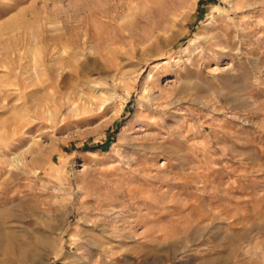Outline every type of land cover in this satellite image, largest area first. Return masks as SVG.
Wrapping results in <instances>:
<instances>
[{
	"label": "rangeland",
	"instance_id": "rangeland-1",
	"mask_svg": "<svg viewBox=\"0 0 264 264\" xmlns=\"http://www.w3.org/2000/svg\"><path fill=\"white\" fill-rule=\"evenodd\" d=\"M0 264H264V0H0Z\"/></svg>",
	"mask_w": 264,
	"mask_h": 264
},
{
	"label": "bare ground",
	"instance_id": "bare-ground-1",
	"mask_svg": "<svg viewBox=\"0 0 264 264\" xmlns=\"http://www.w3.org/2000/svg\"><path fill=\"white\" fill-rule=\"evenodd\" d=\"M56 97H57V96H56ZM65 97H66V96H65ZM66 99H67V98H66ZM58 102H59V101H58ZM52 105H53V104H48V103H46V104H43L42 106H41V105H40V106H41V109H43L44 111L50 112L51 109L54 107V106L52 107ZM17 164L20 165L19 161L17 162ZM17 164H16V165H17ZM20 166H22V165H20ZM17 167H18V166H17Z\"/></svg>",
	"mask_w": 264,
	"mask_h": 264
}]
</instances>
